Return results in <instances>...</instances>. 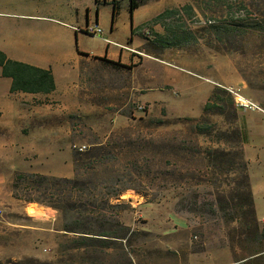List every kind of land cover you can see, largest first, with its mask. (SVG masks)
<instances>
[{
    "label": "rangeland",
    "instance_id": "rangeland-1",
    "mask_svg": "<svg viewBox=\"0 0 264 264\" xmlns=\"http://www.w3.org/2000/svg\"><path fill=\"white\" fill-rule=\"evenodd\" d=\"M59 2L0 0V51L32 65L43 56L47 62L60 58L64 61L55 69L57 79L70 84L76 80L74 69L78 67L75 47L63 55H42L35 48L41 41H50L46 31L40 32L48 26L37 21L56 18L53 11ZM149 2L166 9L191 5L195 19L187 20L186 25L197 32V41L159 54L144 50L150 58L142 66L128 69L114 70L102 61L83 58L78 78L80 107L75 112L24 113L20 106H7L9 80L0 77V247L7 249V258L0 259V264H264V237L254 244L244 241L242 221L230 207V199L237 192L236 173L211 170L205 160L207 149H232L226 142L217 141L218 134L229 131L228 126L222 117L211 116L215 131L202 136L186 120L203 114L210 82L216 80L204 72L218 75L225 83L218 84L223 87L243 80L247 86L242 95L263 111L252 113L262 122L242 130L246 134L243 143L250 160L257 154L263 158L264 105L251 95H264V33L241 28L239 36L233 37L207 31V20L221 22L224 16L213 0ZM240 2L248 19H264V0ZM126 23L129 18L124 14L118 20L120 31ZM101 49L98 36L84 38L82 51L97 54ZM165 53L170 59L185 56L196 71L180 67L191 72L189 75L165 65ZM163 84L172 89L166 90ZM157 102L163 105L164 113H153ZM97 145L109 153L84 161L77 180L94 185L97 203H107L98 212L108 219L107 227L117 220L129 227L132 235L128 242H111L91 252L73 248L72 241L78 237L61 231L64 220L60 211L15 199L11 180L16 172L68 176L71 169L74 172L72 159L78 148L85 147L83 154L93 153ZM252 174L258 178L262 172L254 165ZM70 179H75L74 173ZM61 186L78 194L71 185ZM55 200L52 197L51 201ZM258 205L261 221L264 202ZM228 214L234 216L230 222ZM51 217H55L54 222ZM263 226H259V233ZM37 227L59 232L54 237L55 247L49 246L48 231L36 235L30 229ZM26 245L43 258H55L10 257L22 255ZM256 253L259 258L251 260L250 255Z\"/></svg>",
    "mask_w": 264,
    "mask_h": 264
},
{
    "label": "trees",
    "instance_id": "trees-1",
    "mask_svg": "<svg viewBox=\"0 0 264 264\" xmlns=\"http://www.w3.org/2000/svg\"><path fill=\"white\" fill-rule=\"evenodd\" d=\"M149 1L128 0L127 12L131 23L134 10ZM213 2L223 10V21L207 20L204 27L207 31L217 30V32L233 37L239 36V29L241 28L244 32L251 30L264 33V19H248L240 0H213ZM95 3L99 5L97 0ZM110 5L112 7L110 29H113L120 7L115 1H112ZM194 19L195 15L191 5H184L181 8H168L138 29L134 30L131 27L130 33L132 36L139 31V35L147 41L144 50H151L154 54L169 49H182L197 41V32L195 33L186 25L187 20L192 21ZM155 26H159L162 33L156 32ZM145 29L148 32L147 35L142 33V30ZM100 61L114 70L129 68L121 65L120 62H111L106 59H100ZM0 70L1 77L11 81L10 93L50 94L55 90L54 78L50 70L11 60L1 51ZM236 111L229 94L219 86H215L203 106V114L198 118H186V120L192 122L195 133L202 136H210L215 131V126L209 119L211 116L222 117L228 126L229 131L218 134L217 141L226 142L232 149L229 151L207 149L204 152L205 160L207 167L211 170L218 172L226 170L236 173L234 182L237 192L234 194V198L230 199V207H233L234 214L242 221L241 236H245L244 241L254 244L259 238L264 237V226L259 233V224L255 216L247 174V163L242 150L243 137L241 131L236 127L238 119ZM95 148L93 153L83 154L79 151L74 154L72 159L74 180L58 179L27 172H16L11 180L15 199L27 204H37L60 211L64 220L61 231L64 234L69 233L78 237L72 241L73 248L82 247L90 249L91 252H96V248H104L111 242H128L132 235L130 228L117 220L112 223L111 228H108V219L98 213L107 203L103 201L97 203L94 193L97 189L94 185L80 184L77 180L78 168L84 165V161L97 160L109 153L101 145H97ZM63 184L71 185L74 190H78V194L75 196L71 190L70 192L65 191L61 186ZM52 197L57 198V200L51 201ZM119 197L120 194L114 198L119 200ZM227 218V222H230L234 216L228 214ZM258 258L259 253L250 255L251 260Z\"/></svg>",
    "mask_w": 264,
    "mask_h": 264
},
{
    "label": "crops",
    "instance_id": "crops-1",
    "mask_svg": "<svg viewBox=\"0 0 264 264\" xmlns=\"http://www.w3.org/2000/svg\"><path fill=\"white\" fill-rule=\"evenodd\" d=\"M99 5L95 3V0H60L59 4L54 8V13L56 18H48V20L44 21H37L42 22L48 26L43 27L40 32L46 31L50 36V41H41L35 46V48L39 49L42 55L48 54H66L70 53L71 49L75 47L77 52V59L78 62L77 69H74L76 80L72 83H65L59 82L57 79L55 69H59V67L63 66V61L60 58H55L51 62H47V57L43 56L38 58V62L36 64H29L44 70H50L55 83V90L50 94H28L22 92H15L10 93V84L11 81L9 80V84L7 85V101L5 102L10 106H20L24 110V113H71L75 112L80 107V99L78 95L79 84V64L81 63L83 58H94L96 60L106 59L107 61L111 62H120L121 65L129 67L131 65L134 66H142L146 59L150 58L148 53H144V47L147 41L139 35V31L135 32L134 35L131 36V27L136 30L139 27L148 23L151 19H153L158 14L162 13L166 8H160L157 5H154L152 2H146L144 5L140 6L133 12L132 16V23L130 22V18L127 12L128 0H97ZM115 1L119 4V14L116 18L114 23L113 29H110V20H111V13L112 7L111 3ZM124 14H127L129 18V23L123 25L122 30L118 26V20L120 17H123ZM96 24L100 30V41L102 42V49L99 53L94 54L93 52L82 51L84 47V38L89 37L85 32L87 26H91ZM159 26H155L154 30L158 33H161ZM120 31V32H119ZM121 33V34H120ZM142 33L147 35V31L142 30ZM122 35V36H120ZM141 48V49H139ZM79 49L80 52L77 50ZM4 53V52H3ZM79 53L85 54L80 55ZM5 54V53H4ZM168 53L163 54L164 56V64L167 66L178 68L180 71L185 72L184 70L187 68L194 69L191 64L190 59L186 58L182 55H177L176 57L167 55ZM7 56V55H6ZM8 57V56H7ZM9 58V57H8ZM10 59V58H9ZM13 60V59H11ZM16 61V60H14ZM20 62V61H18ZM25 63V62H22ZM28 64V63H26ZM190 67H189V65ZM53 65V66H51ZM58 67V68H57ZM185 67V68H180ZM189 73V72H185ZM191 73V72H190ZM189 73V75H190ZM205 74L211 75L215 77V81H211V89L210 94L215 86L219 85L218 82H222L225 84L221 78L215 75L214 72ZM194 75V74H192ZM195 76V75H194ZM0 77H1V70H0ZM199 77V76H196ZM7 79V78H4ZM230 86L235 89H239L240 91H246L247 83L243 80H235ZM162 87L168 88L166 90L172 89L171 86L167 84H163ZM253 100L264 105V95L254 93L251 95ZM23 101L30 102L27 105H24ZM59 103V104H58ZM158 103L157 109H154L153 113H164V107L161 105L160 102ZM28 107V108H26ZM69 110V111H66ZM163 110V111H162ZM238 114V119L236 123V127L241 131L243 135V141L246 138V134L244 136V132L246 131L250 125H254L257 127L258 123L262 122V119H258L252 115L254 112L248 111H236ZM2 113H0L1 115ZM243 130V131H242ZM8 134H6L5 139H8ZM246 141V140H245ZM244 159L247 163V174L249 178V185L251 190V195L254 204V211L257 222L260 225H264V217L260 221L258 219V211H259V201L264 202V156L263 158H259V154L256 155V159L250 160L247 157L246 151V142L243 143L242 146ZM42 152V149H40ZM43 153V152H42ZM252 161H255L254 163ZM256 165L259 171L262 172L258 178L254 177L252 174V166ZM72 169L71 174L68 176H55L51 175L52 177L57 178H66L70 179L72 177ZM51 221H55V217H51ZM28 228V227H25ZM35 231L34 234L39 235L37 232L48 231V242L49 246L55 247L54 237L55 234L59 233L57 230H48L44 228H30ZM52 232V233H51ZM46 248L42 250L44 252ZM38 251V250H37ZM45 253V252H44ZM7 249L4 246L0 247V259L7 258ZM28 257L34 258L40 261H52L55 256L52 258L46 259L43 258L39 253L31 247V245H26L21 255L10 256L12 258H19V257Z\"/></svg>",
    "mask_w": 264,
    "mask_h": 264
},
{
    "label": "built area",
    "instance_id": "built-area-1",
    "mask_svg": "<svg viewBox=\"0 0 264 264\" xmlns=\"http://www.w3.org/2000/svg\"><path fill=\"white\" fill-rule=\"evenodd\" d=\"M85 32L88 35L95 36V37L96 36L100 37V34H101V30L96 24L87 26L85 29ZM205 81L208 82V80H205ZM217 86L224 89L229 94V96L232 99L234 108L236 110L249 111V112H254V111L263 112L252 100L242 95L239 89H235L232 87H223L221 85H217ZM84 149L85 147H80L78 148V151L82 152Z\"/></svg>",
    "mask_w": 264,
    "mask_h": 264
}]
</instances>
